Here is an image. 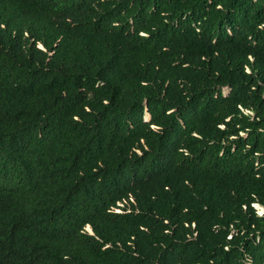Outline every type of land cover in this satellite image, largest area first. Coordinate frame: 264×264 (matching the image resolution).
<instances>
[{"label":"trees","instance_id":"1","mask_svg":"<svg viewBox=\"0 0 264 264\" xmlns=\"http://www.w3.org/2000/svg\"><path fill=\"white\" fill-rule=\"evenodd\" d=\"M256 204L264 0H0V264H264Z\"/></svg>","mask_w":264,"mask_h":264},{"label":"rangeland","instance_id":"2","mask_svg":"<svg viewBox=\"0 0 264 264\" xmlns=\"http://www.w3.org/2000/svg\"><path fill=\"white\" fill-rule=\"evenodd\" d=\"M224 93H225V94H228V93H229V89L226 88V89L224 90ZM148 118H149V114L146 115V119H148ZM256 208H257V211H258L260 214L263 212V208H262L261 206L256 205Z\"/></svg>","mask_w":264,"mask_h":264},{"label":"clouds","instance_id":"3","mask_svg":"<svg viewBox=\"0 0 264 264\" xmlns=\"http://www.w3.org/2000/svg\"><path fill=\"white\" fill-rule=\"evenodd\" d=\"M150 119V115H149V118L148 119H146V120H149ZM257 205V204H256ZM259 205V204H258ZM259 206H261V205H259ZM262 207V206H261ZM263 208V207H262ZM262 213H264V208H263V212ZM261 213V214H262ZM88 227H90V226H87V230L90 232V233H92L93 234V231H92V229H91V227H90V229L88 228Z\"/></svg>","mask_w":264,"mask_h":264},{"label":"snow or ice","instance_id":"4","mask_svg":"<svg viewBox=\"0 0 264 264\" xmlns=\"http://www.w3.org/2000/svg\"><path fill=\"white\" fill-rule=\"evenodd\" d=\"M41 47H43V45H41Z\"/></svg>","mask_w":264,"mask_h":264}]
</instances>
